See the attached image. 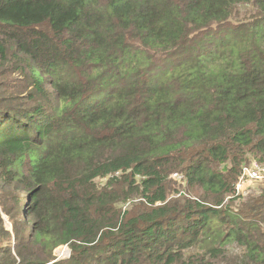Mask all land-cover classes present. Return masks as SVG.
I'll return each mask as SVG.
<instances>
[{"label": "trees", "instance_id": "16d2710c", "mask_svg": "<svg viewBox=\"0 0 264 264\" xmlns=\"http://www.w3.org/2000/svg\"><path fill=\"white\" fill-rule=\"evenodd\" d=\"M252 162L264 0H0V264H264Z\"/></svg>", "mask_w": 264, "mask_h": 264}, {"label": "built area", "instance_id": "2783aa9c", "mask_svg": "<svg viewBox=\"0 0 264 264\" xmlns=\"http://www.w3.org/2000/svg\"><path fill=\"white\" fill-rule=\"evenodd\" d=\"M174 177L180 178L177 177V175H174ZM262 180H264V167L260 166L256 162H252L250 165L242 169L239 180L236 184V193L242 192L246 185Z\"/></svg>", "mask_w": 264, "mask_h": 264}, {"label": "rangeland", "instance_id": "374dc122", "mask_svg": "<svg viewBox=\"0 0 264 264\" xmlns=\"http://www.w3.org/2000/svg\"><path fill=\"white\" fill-rule=\"evenodd\" d=\"M258 182H260V181H258ZM255 185L256 184H253L252 187H254ZM252 187L251 188H248V185H246L245 186V189L248 188L249 191L250 190L252 191ZM11 191L15 193V191L13 189ZM1 193H2V191H1ZM0 197H1V195H0ZM20 207H22V204H20ZM0 209H1V207H0ZM1 216H2V221H3L2 227L4 229H6V227H7V229H10V225L8 223L7 217L4 214H1ZM21 218H22V215H20V219ZM2 244H4V240L0 239V245H2ZM54 255H56L59 259H65V258H68V256H69V250L67 248H64V247H58L57 249L54 250Z\"/></svg>", "mask_w": 264, "mask_h": 264}]
</instances>
